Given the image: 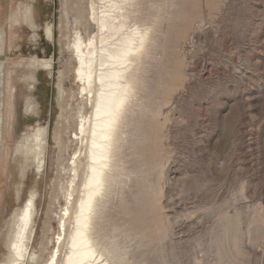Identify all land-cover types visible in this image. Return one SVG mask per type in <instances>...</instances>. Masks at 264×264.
Instances as JSON below:
<instances>
[{
  "label": "rangeland",
  "instance_id": "1",
  "mask_svg": "<svg viewBox=\"0 0 264 264\" xmlns=\"http://www.w3.org/2000/svg\"><path fill=\"white\" fill-rule=\"evenodd\" d=\"M104 15L144 42L127 63L131 89L95 199L97 260L264 264V0H0V264L31 196L24 264L68 252L88 164L80 116L92 108L72 45L77 33L107 36ZM45 126L39 172L23 151Z\"/></svg>",
  "mask_w": 264,
  "mask_h": 264
},
{
  "label": "bare ground",
  "instance_id": "2",
  "mask_svg": "<svg viewBox=\"0 0 264 264\" xmlns=\"http://www.w3.org/2000/svg\"><path fill=\"white\" fill-rule=\"evenodd\" d=\"M109 18L108 15H104L99 19L100 30L107 27V25L109 27L107 36L100 35L97 37L93 35L84 41L77 33L72 45L77 61L76 78L80 82V92H84L86 100L91 101L92 105L89 117L80 116L81 122L79 123L80 134H85L88 137V145L86 146L88 149V164L85 179L83 180V189H80L82 190V195L80 194L82 197L79 198V205L76 204L75 208L74 228L72 232L70 231L71 235L68 238V252L64 256V259L61 258L62 260H59L60 258L57 254L58 247L51 257L54 263H57L59 260L61 264H101L96 258L97 252L90 235V224L94 212L96 195L103 189L109 177L107 170L110 154L114 148L113 139L115 131L123 117L128 93L131 89L127 75V63L130 61L132 55H136L139 52L141 44L144 42L143 36L136 39L135 35L132 36V34L123 32V24L115 28L113 24L107 21ZM15 19L16 17H13V20ZM50 33V30L47 29L46 34L48 37L51 36ZM4 34L5 32L0 27V57L5 41ZM7 58L9 59L10 57ZM37 62L41 66L51 67L50 60H39ZM3 77L4 61L0 60V146L5 140L1 116V87ZM47 135L46 126L42 128L37 127L35 132L29 135V139L24 146V155L32 157L31 159L35 165L34 163L32 164L36 166L35 169L38 171L45 167V153L47 152L46 147L48 145ZM73 163H76V161L74 160ZM76 166L72 169L74 175L77 173L78 166ZM68 193H70L69 190ZM35 203L34 197L31 196L25 201L22 209L15 214L9 245L11 260L8 264H24L25 261H28L30 255L28 245L33 233L34 218L36 216ZM67 211L68 209H66L65 213ZM70 212H72L71 209ZM68 216H70V213ZM64 225L65 221L60 226L62 227V231L64 230ZM62 231L61 234L63 233ZM33 256L34 254L31 253L32 258ZM49 264H52V262Z\"/></svg>",
  "mask_w": 264,
  "mask_h": 264
},
{
  "label": "flooded vegetation",
  "instance_id": "3",
  "mask_svg": "<svg viewBox=\"0 0 264 264\" xmlns=\"http://www.w3.org/2000/svg\"><path fill=\"white\" fill-rule=\"evenodd\" d=\"M0 132H1V126H0Z\"/></svg>",
  "mask_w": 264,
  "mask_h": 264
}]
</instances>
